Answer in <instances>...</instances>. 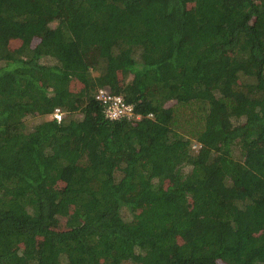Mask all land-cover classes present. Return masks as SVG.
<instances>
[{
    "label": "trees",
    "instance_id": "obj_1",
    "mask_svg": "<svg viewBox=\"0 0 264 264\" xmlns=\"http://www.w3.org/2000/svg\"><path fill=\"white\" fill-rule=\"evenodd\" d=\"M125 262L264 264V0H0V264Z\"/></svg>",
    "mask_w": 264,
    "mask_h": 264
},
{
    "label": "built area",
    "instance_id": "obj_2",
    "mask_svg": "<svg viewBox=\"0 0 264 264\" xmlns=\"http://www.w3.org/2000/svg\"><path fill=\"white\" fill-rule=\"evenodd\" d=\"M95 99L98 100L105 114V117L110 120L120 118H133L138 117L134 115V106L127 103L122 96L112 94L107 88H100L95 94ZM51 119L57 122L63 118V111L57 107L50 114Z\"/></svg>",
    "mask_w": 264,
    "mask_h": 264
},
{
    "label": "rangeland",
    "instance_id": "obj_3",
    "mask_svg": "<svg viewBox=\"0 0 264 264\" xmlns=\"http://www.w3.org/2000/svg\"><path fill=\"white\" fill-rule=\"evenodd\" d=\"M45 119H50V115H46L44 117ZM36 122H39V119L38 118H30L28 120V125L32 126L34 125ZM55 228H58V229H63L65 228V222H64V219H60V220H57L56 223H55ZM123 264H133L131 262H125Z\"/></svg>",
    "mask_w": 264,
    "mask_h": 264
}]
</instances>
